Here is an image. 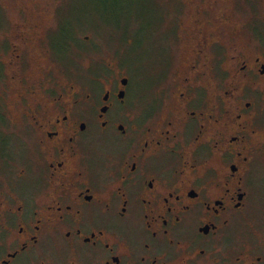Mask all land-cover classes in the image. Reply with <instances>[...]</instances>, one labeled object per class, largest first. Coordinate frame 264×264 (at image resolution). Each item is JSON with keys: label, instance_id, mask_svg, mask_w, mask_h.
Masks as SVG:
<instances>
[{"label": "flooded vegetation", "instance_id": "obj_1", "mask_svg": "<svg viewBox=\"0 0 264 264\" xmlns=\"http://www.w3.org/2000/svg\"><path fill=\"white\" fill-rule=\"evenodd\" d=\"M257 1L157 4L153 73L111 58L89 81L21 9L0 42V264H264Z\"/></svg>", "mask_w": 264, "mask_h": 264}, {"label": "rangeland", "instance_id": "obj_2", "mask_svg": "<svg viewBox=\"0 0 264 264\" xmlns=\"http://www.w3.org/2000/svg\"><path fill=\"white\" fill-rule=\"evenodd\" d=\"M175 2L177 0H0V42L10 34L18 18H26L21 12L25 9V12L34 13L40 25L46 28L45 39L50 33L52 47L65 57V68L72 67L67 68L68 71H74L75 77L80 75L82 81H89L92 67L111 58L120 72L128 63L132 74L146 76L155 70L153 65L145 69L146 58L152 57L160 46V50L165 46L164 39L158 40L154 31L158 5L160 18L162 12L169 15L166 12ZM260 6L264 3L257 1L258 11L262 14ZM258 27H261L260 23ZM76 35L78 42H75ZM61 46L68 47L66 52L60 51ZM133 80L136 83L138 79L133 77ZM10 104L9 99L5 104L9 115L14 113ZM26 136L27 129L18 126L16 148H12V153L19 165L27 156Z\"/></svg>", "mask_w": 264, "mask_h": 264}, {"label": "trees", "instance_id": "obj_3", "mask_svg": "<svg viewBox=\"0 0 264 264\" xmlns=\"http://www.w3.org/2000/svg\"><path fill=\"white\" fill-rule=\"evenodd\" d=\"M75 37H76L75 42H78L77 39H78L79 36L76 35ZM124 44H125V43H124ZM126 44H128V43H126ZM122 45H123V44H122ZM70 46L73 47L74 45H70ZM67 48H68L67 46H61V50H60V51L63 50L62 52H66L65 50H67Z\"/></svg>", "mask_w": 264, "mask_h": 264}]
</instances>
